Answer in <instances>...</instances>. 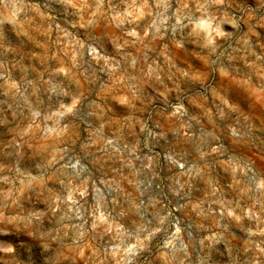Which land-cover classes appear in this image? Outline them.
<instances>
[{"label":"clouds","instance_id":"clouds-1","mask_svg":"<svg viewBox=\"0 0 264 264\" xmlns=\"http://www.w3.org/2000/svg\"><path fill=\"white\" fill-rule=\"evenodd\" d=\"M246 93L264 0H0V264H264Z\"/></svg>","mask_w":264,"mask_h":264},{"label":"rangeland","instance_id":"rangeland-1","mask_svg":"<svg viewBox=\"0 0 264 264\" xmlns=\"http://www.w3.org/2000/svg\"><path fill=\"white\" fill-rule=\"evenodd\" d=\"M187 54H185L186 56ZM178 59L180 60L181 63H189V61H187L184 56H178ZM191 66V65H190ZM197 71H200L199 69H197ZM206 75V74H205ZM247 98L251 101V106L252 107H259L261 108V110H264V98H260V97H254L248 93H246ZM258 160H261V163H264V154H262V156H258L256 157Z\"/></svg>","mask_w":264,"mask_h":264}]
</instances>
